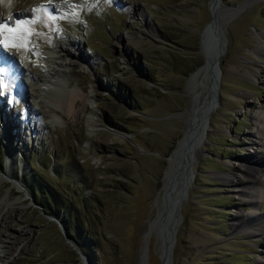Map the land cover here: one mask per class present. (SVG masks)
<instances>
[{
  "label": "rangeland",
  "instance_id": "1",
  "mask_svg": "<svg viewBox=\"0 0 264 264\" xmlns=\"http://www.w3.org/2000/svg\"><path fill=\"white\" fill-rule=\"evenodd\" d=\"M48 1L12 5L32 11ZM242 1L221 0L229 7ZM72 2L83 7L77 20L59 10L36 23L26 49L3 44L23 66L19 93L0 90V264H85L53 214L36 201L40 181L87 207L97 248L86 264H160V236L146 233L161 205L168 159L181 142L186 118L194 116V138L185 144L182 161L192 149L193 157L183 174L181 166L174 168L180 179L174 192L190 177L172 264H261L262 221L251 216L264 219V199L253 205L239 194L243 186L255 189L238 165L260 151L250 136L264 104V0H248L224 23L219 97L208 126L200 104L206 69L194 83L191 75L205 61L200 33L211 19L209 0ZM73 43L89 63L66 74L61 87L39 89L32 74L44 81L57 67L53 56L64 47L74 51ZM68 88L97 91L94 129L87 121L88 100L77 101L76 113L66 115L47 96H64ZM210 96L206 103L214 100ZM242 220L247 223L239 225Z\"/></svg>",
  "mask_w": 264,
  "mask_h": 264
},
{
  "label": "bare ground",
  "instance_id": "2",
  "mask_svg": "<svg viewBox=\"0 0 264 264\" xmlns=\"http://www.w3.org/2000/svg\"><path fill=\"white\" fill-rule=\"evenodd\" d=\"M13 1H16V0H0V21H2L5 24V27L3 29H0V40H2L5 44H10V45L13 44L20 49L21 48L26 49L25 43L27 42L28 37L31 35L33 31L32 29L36 28L35 25L38 21L49 19L51 14H53V12H56V11L58 12L59 10L63 11L62 14L66 19L77 20L80 17L82 8H83V7L80 8V6L76 5L74 2H72V0L71 1L70 0L60 1V3L57 5H55L57 2L54 4L50 0L46 3H40L38 5H35L36 7L32 11H23V10H20L18 6L12 5ZM36 3L37 2H35V4ZM245 3L246 2L240 4L236 8L234 7L233 9L232 8L228 9L230 7H225L224 9L222 5L220 4L217 5L216 3L217 5L216 9L220 8L221 12L224 11L225 13L235 12V11L240 10L241 8L243 9L244 8L243 6L245 5ZM136 12H137V9H136ZM12 18H16L15 20L17 21L19 20L20 23L15 24V26H13V22L11 21ZM227 19L228 17H224V15H222L221 13L220 17H217V21L215 24L216 28H218L219 30L221 29L224 30L223 29L225 28L224 23L227 21ZM10 24L13 27H9ZM8 29H12V31H9ZM221 35L223 38V34ZM224 45H226L225 37H224ZM3 46L4 45L0 46V55L2 57L5 56L8 59H13L12 56L9 55L4 50ZM72 47L74 48V51L72 49H68L64 47L62 49L63 53L60 56L55 57L53 56V54L51 55V58L53 56V59H56L57 67L56 66L53 67L51 72L45 74L46 77L44 81H42L39 74L38 75L36 74L35 76H33L32 74V79L34 80V84H37L39 89L43 90L45 88H53V87L58 88V86L61 85V80L66 74L76 73L77 69L79 67H82V63H86V64L89 63L87 62V60L85 59L84 55L81 52L80 44L73 43ZM24 54L26 57H29L26 50H24ZM213 57L215 58L214 60H213ZM211 65L214 68V77L210 81V83H208V79L207 81H204L206 84L204 86L212 85L210 94L211 96L214 95L215 97L214 92H215V87H216V78H217V75L219 74L217 65H216V50L208 54L206 63L201 64L200 66L196 68V70H194V73L191 75V83H194L197 78L199 79V77H201V72L204 68L207 70L209 69ZM16 66H19L18 63H16ZM21 66H23V64H21ZM208 72L209 71H207V73ZM204 76H206V73L204 74ZM220 77H221V74H220ZM13 82L15 86L17 87V90H16L18 91L17 93H19L21 86H22V78L20 80V78L15 77ZM36 91L39 92V90H36ZM55 94L48 92L47 96L52 101L53 106L56 108V110L62 111L66 115H72L75 112L74 105L77 104V101H80V99L88 100L87 103L91 106V111L87 117V121L89 123V127L91 129L92 128L94 129L95 113L93 111L98 107V102H99V99H97L98 93L95 89L92 90L91 94H86L83 91H81V89L75 90L72 88H68L64 96H57ZM213 101L214 100H211L209 102V105ZM85 106L86 105H84V107ZM78 113L79 111L77 110V114ZM192 113H193V110L191 111V115ZM255 118H256V122L253 128L254 131L251 134L250 139H251V143L253 145H256L258 149L260 150L259 155L253 156L250 154L246 157V159H244L238 165L239 171H241V173L248 179V185L255 189V192L252 193L245 186H243L239 189V194L252 199L251 203L253 205L258 204L257 201H259V199H262V200L264 199V104L262 105L260 114ZM202 127H199L198 130L201 131ZM192 130L193 128L191 130L190 129L187 130V133L181 138L182 140L181 139L179 140L181 141L180 144L178 145V147L174 149V151H172L173 153L170 155L168 159L169 165H168L167 170L165 171L166 174L164 173L165 174L164 184L161 188L162 194L169 193L172 190V187L174 186L175 181H177L176 184L180 183V179L177 178L174 174L175 172L174 168L176 169L177 165L179 167L181 166V169H179L178 172H181L182 174L188 168V162H190L194 154L193 149H192V154L189 155V157L186 160L182 161V159L184 158V149L186 146L185 144L188 143L189 138L191 137H192L191 139L194 138V136H192L194 134V133L192 134ZM200 135H201V132H200ZM199 142L200 140L197 143L193 144L194 146L196 145L195 152H196V147ZM3 179L4 177L0 175V180H3ZM175 190L176 191L175 192L173 191V193H176V195L174 196V199L176 200L177 198L181 196V192H180V189H175ZM160 202H162V200H160ZM157 206L161 208V205L157 204ZM251 218H253L254 220L258 219L262 221V224L260 225L261 227L257 229V231L259 232V235H261L264 232V219L256 217V216H251ZM243 222L244 221L242 220V222H238V223L239 225H241ZM246 223L247 222L245 221L244 224ZM152 231H156L155 227L153 226V223H151V225L149 226L147 237L149 235V232H152ZM174 245H175V241L172 246V253H173ZM261 264H264V260L261 261Z\"/></svg>",
  "mask_w": 264,
  "mask_h": 264
},
{
  "label": "water",
  "instance_id": "3",
  "mask_svg": "<svg viewBox=\"0 0 264 264\" xmlns=\"http://www.w3.org/2000/svg\"><path fill=\"white\" fill-rule=\"evenodd\" d=\"M215 2L217 3V5L218 4L222 5L224 9H225V7H229V6L224 5L221 2V0H209L208 6H209V10L211 12V19L209 22H207L205 24V26L202 28L201 33H200L201 51L205 55V61H203L202 63H206L208 54L213 52L214 50H216V65H217V69L219 72V74L217 75V78H216L214 101L209 105V103H206V101L204 100V99H206L207 94L210 93V90L212 88V85H208V86H206V94H205L202 102L200 103L201 106H203V105L205 106V108L203 110L204 111L203 120L205 121L206 124L208 122V117H209L210 113L213 111V109L215 108V106L218 103V97H219L218 87H219L220 73H221L220 68H219V61H220V56L223 54V51L225 49L224 30H222V29L219 30L218 28H216L215 24L217 21V17H220L221 13H222V15H224V17H228L229 15H231V12L225 13L224 11L221 12L220 8L216 9L217 5ZM244 2L247 3L248 0H244L240 3H238L237 5H232L230 7H236V6H238ZM223 29H225V28H223ZM221 34H223V38H222ZM200 65H198V66H200ZM207 71H209V72L207 73ZM204 73H206L204 80L207 81V79H208V83H210V81L214 77L213 66L211 65L209 67V69L205 70ZM204 101H205V103H203ZM195 119L197 120V116H194L192 119L186 118V129L180 138H182L185 135L187 130L192 129ZM167 159H168V157H167ZM190 167H191V164H190ZM189 177L190 176L187 175V178H186L187 181L185 183L186 185L181 187V189H180L181 190V196L179 198H177L176 200L174 199V196L176 195V193H173V188L169 193L162 194V196H161V200H162L161 208H159V207L157 208V210L155 212V216L149 221V226L151 225V223H153V226L155 227V230L159 234L160 239H161V249H160V253H159L160 264H172V260H173L172 246H173V243L176 239V231H177L178 224L180 221V208L182 205V200H183L185 193H186L187 185L189 183ZM50 217L57 221L58 225L62 229V232L66 236L67 240L72 245L75 246L76 250L80 254L84 263L86 264L88 259H89L88 255L85 254L82 251V249L79 247V245L75 242V240L72 237H70L68 232L65 230L66 228H64L60 217H57L54 215H50Z\"/></svg>",
  "mask_w": 264,
  "mask_h": 264
},
{
  "label": "trees",
  "instance_id": "4",
  "mask_svg": "<svg viewBox=\"0 0 264 264\" xmlns=\"http://www.w3.org/2000/svg\"><path fill=\"white\" fill-rule=\"evenodd\" d=\"M0 161H2L1 158ZM31 169L36 171L34 166ZM31 182L33 183L32 180ZM34 197L50 214L60 216L61 211H64L61 222L70 237L75 240L85 254L89 256L94 254L93 250L97 248V242L92 231L88 229L90 221L86 217L88 213L84 204L82 206L75 204L69 197H64L58 189L43 181H40L34 188Z\"/></svg>",
  "mask_w": 264,
  "mask_h": 264
},
{
  "label": "snow or ice",
  "instance_id": "5",
  "mask_svg": "<svg viewBox=\"0 0 264 264\" xmlns=\"http://www.w3.org/2000/svg\"><path fill=\"white\" fill-rule=\"evenodd\" d=\"M39 10V9H37ZM17 24L20 23V21L18 20L16 22ZM5 27V24L0 21V29H3ZM9 31H12V29H8ZM3 41L0 40V46L3 45ZM5 78L8 79L9 83L7 85L4 84V80ZM14 84L12 82V70L10 66H6L4 65L2 62H0V90H3L5 87H13Z\"/></svg>",
  "mask_w": 264,
  "mask_h": 264
}]
</instances>
